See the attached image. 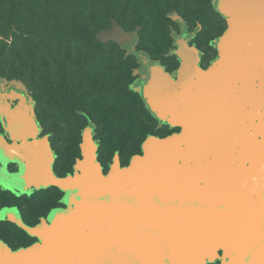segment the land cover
<instances>
[{
	"label": "water",
	"instance_id": "95a60500",
	"mask_svg": "<svg viewBox=\"0 0 264 264\" xmlns=\"http://www.w3.org/2000/svg\"><path fill=\"white\" fill-rule=\"evenodd\" d=\"M219 10L230 26L208 70L182 38L177 80L151 65L144 97L181 132L148 135L128 166L115 156L105 173L86 130L78 171L58 176L33 106L22 94L0 104L13 140L0 133V161L21 164L12 184L57 186L67 204L36 226L10 214L39 241L0 242V264H206L219 251L224 264H264V0H220Z\"/></svg>",
	"mask_w": 264,
	"mask_h": 264
},
{
	"label": "rangeland",
	"instance_id": "374dc122",
	"mask_svg": "<svg viewBox=\"0 0 264 264\" xmlns=\"http://www.w3.org/2000/svg\"><path fill=\"white\" fill-rule=\"evenodd\" d=\"M10 1L11 11L19 9L25 13L13 0ZM30 1L35 5L40 4L38 0ZM93 2L96 7L100 6L95 14H91L90 29L93 33L76 36L72 44V56L69 57V61H73L81 54L83 59L80 62L85 65L77 67L76 63L70 62V67L75 73L69 75L71 77L69 82L61 79L62 70L59 67L62 65H54L52 63L54 61L51 60L48 65L43 64L39 68L36 82L33 84L23 77L5 76L0 72V104L4 106L6 104L1 97L2 93H14V97L22 94L27 98L33 106L38 124L42 126V132L50 137L57 151V170L60 176L78 171L75 164L83 158L82 134L86 130H90L99 145L98 161L105 167L106 173L109 172L115 156H119L122 166H128L133 155L142 154L141 145L148 135L166 137L172 133H180L181 129L160 126L146 110L138 91L142 76L133 53L141 48L145 49L166 63L169 69L176 70L180 63L170 53L175 47L172 45L174 33L188 30L195 32L197 38L194 43L203 48L205 42L200 33L202 20L210 39L216 38L223 31L218 30L219 25L222 29L224 27L222 18L215 25L212 23L214 22L212 17L217 14L214 9L212 10L210 0H93ZM1 3L2 0L0 5ZM37 12L41 13V10L38 9ZM100 17L102 23L106 22V25L96 31L92 24ZM8 42L14 43L12 34ZM18 44L21 45L20 42ZM47 54L46 52L44 56ZM120 54L124 56L122 64L118 59ZM63 56H59L55 61L62 63ZM49 71L54 77L53 80ZM120 76L125 77L122 83ZM112 82H115L114 87L124 84V90L120 92L117 88H112L110 85ZM109 94L114 95L109 98ZM117 94L121 99L118 107L115 103L118 100ZM0 128L3 130L5 128L1 112ZM15 170L13 167L12 171ZM58 188L54 186L47 190L22 194L13 190V200L9 209L22 211L30 220V212H24L26 202L35 195L43 196L48 192L63 196V192ZM36 222L35 216L32 223ZM0 241L8 242L17 250L30 246L36 239L19 230L14 223L6 225L0 221ZM220 257L224 258L223 254H220Z\"/></svg>",
	"mask_w": 264,
	"mask_h": 264
},
{
	"label": "trees",
	"instance_id": "16d2710c",
	"mask_svg": "<svg viewBox=\"0 0 264 264\" xmlns=\"http://www.w3.org/2000/svg\"><path fill=\"white\" fill-rule=\"evenodd\" d=\"M13 1L25 13L19 9L11 11L9 7L12 6L11 1L2 0L0 72L5 76L23 77L33 84L36 82L39 68L43 64L48 65L51 60L54 61L52 62L54 65H62L59 67L62 70L61 79L69 82L71 78L69 75L75 73L70 67V62L76 63L77 67L85 65L80 62L83 59L81 54L75 56V60L69 61L73 52L72 44L76 36L93 33L90 29L91 14H95L100 6L96 7L93 0H38L39 5L33 4L30 0ZM38 9L41 13L37 12ZM105 25L106 22L102 23V17L92 24L96 31ZM11 34L14 43L8 42ZM16 40H19L21 45ZM46 52L48 54L44 56ZM59 56L64 58L62 63L55 61ZM49 74L53 80L51 71Z\"/></svg>",
	"mask_w": 264,
	"mask_h": 264
},
{
	"label": "flooded vegetation",
	"instance_id": "af4514ba",
	"mask_svg": "<svg viewBox=\"0 0 264 264\" xmlns=\"http://www.w3.org/2000/svg\"><path fill=\"white\" fill-rule=\"evenodd\" d=\"M219 1L220 0H210V6H211L212 10L214 9L215 13L218 16V17L215 16L214 18L212 17V19L214 21L212 23H214V25H215V23H217L221 18L224 19L223 29H222V26L220 27V25L218 27L219 31H222V30L223 31L219 34V36H217L214 39L208 38V34L206 33L207 27L205 26V24L203 23L204 21L202 20V24H201L202 28L200 29V33L202 34V36H203L202 39L205 42V45L203 48L200 45H196L194 43L195 38H197V34L195 32L188 30V31L179 32V33L176 32L173 34V36H172V38H173L172 43L173 44L172 45L175 47L173 49H171L170 53H171V55L175 56L176 60L180 63V66L176 70L169 69V67L166 63L155 58L152 53H150L149 51H146L145 49L141 48L140 50H137L133 53L137 59L138 64H139V72H140V75L142 76L140 79L141 80L140 90H138L139 94L141 96L143 103L145 104L146 110L150 113L152 118H154L156 121H158V124H160V126L170 127V128H175V129H181L179 125H172L168 121H165V120L158 118L157 115L150 109V107H149V105H148V103L144 97V89H145L146 84L150 78L151 65L153 63L161 64L164 67L165 71H167L169 74H171L177 80L178 71H179L181 64H182L180 57L176 54V51L179 50V45L177 42H178L179 38H182V39H186L189 47H191V48L194 47L196 49V51L198 52L199 67L201 68V70H208L219 59V57H220V43H221L223 35L226 33V31L228 30V28L230 26V23H229L228 19L226 18V16H224L219 10ZM118 53L119 52H117V55H118ZM123 57H124L123 54H120V56L118 57V59L121 60V64L123 63V60H124ZM123 74H124V72H123ZM124 80H125V77L120 76V82L122 83V82H124ZM110 85L112 86V88H117V91L120 90V92H122L124 90V88H123L124 84H121L119 86L114 87L115 82H112V84L110 83ZM4 94H8V93H2L1 95H4ZM113 95L114 94H109V98H111ZM117 98H118V94H117ZM112 99H114V98H112ZM3 101L6 104L11 103V107L14 108L16 105H18L21 102V98L20 97H14L13 99H7V100L4 99ZM26 102H27V104H31L30 102H28L27 98H26ZM115 103L118 107V105L121 104V99L118 98V100ZM6 104H5V106H6ZM112 107L113 108L115 107L114 104ZM3 118H4L5 128H4V130L0 128V133L8 142L12 143L13 140L11 139V137H10V135L6 129V126H7L6 118L4 116H3ZM34 118H35V116H34ZM35 120H36V123L38 124V120L36 118H35ZM38 128H39V134L36 138L48 137L50 146L54 152V157H55V160L53 162V170H54L55 174L60 176V173L57 170V163H58L57 151L53 147L50 137L42 132V126L40 124H38ZM83 134H82V136H83ZM150 135H153V134H150ZM155 136H157V135H155ZM93 138H94V136H93ZM95 142L97 144L96 140H95ZM97 146L99 147L98 144H97ZM141 147H142V145H141ZM81 151H82V149H81ZM120 161H121V159H120ZM121 165H122V161H121ZM13 167L16 168L15 171H12ZM103 171L105 172L104 166H103ZM74 174H71V175H74ZM20 175H21V164H20V162L15 161V160H9V161H6L4 163V162L0 161V211L3 210L0 214L1 215L0 221H3L6 225L7 224L12 225L14 223L15 226H17L19 228V230L21 229V230L25 231L22 227H20L17 223H15L14 221H12L9 218L10 214L17 213L25 223H27L28 225H31V226H36L42 222V219H46L48 221V216L53 209L67 207V204L64 201V196H65L64 191H62L60 188L55 186L60 191L63 192V194H64L63 196H60L58 193H49L48 192L47 194H45L43 196L35 195L33 198H31L30 201L28 200L29 202H26L24 212H30V216H31L32 220L31 219L28 220L26 215L22 211L21 212L18 211V209H16V210L9 209V208H11V203L13 200V194H14L13 190L22 194V193H27V192H37L40 190H47V189L54 187V186H49L47 188H42V189H36L35 187L25 188L24 186H22L20 181L16 182V185H13L11 182L12 177L20 176ZM68 175H70V174H68ZM61 177H64V176H61ZM19 184H21V185L19 186ZM34 215L37 217L36 223H32L34 218H35ZM27 235L36 239V241L33 242L32 244L39 241L37 237L32 236L29 233H27ZM0 242L5 243L12 250H15L12 248V246L8 242H5V241H0ZM26 247H28V246L20 247V248H26ZM220 254H223V252L219 251L218 258L214 261H208L206 264H224L225 258H221ZM223 256H224V254H223Z\"/></svg>",
	"mask_w": 264,
	"mask_h": 264
},
{
	"label": "bare ground",
	"instance_id": "6f19581e",
	"mask_svg": "<svg viewBox=\"0 0 264 264\" xmlns=\"http://www.w3.org/2000/svg\"><path fill=\"white\" fill-rule=\"evenodd\" d=\"M65 208H67V207H65Z\"/></svg>",
	"mask_w": 264,
	"mask_h": 264
}]
</instances>
